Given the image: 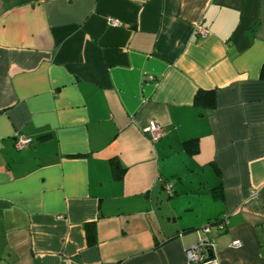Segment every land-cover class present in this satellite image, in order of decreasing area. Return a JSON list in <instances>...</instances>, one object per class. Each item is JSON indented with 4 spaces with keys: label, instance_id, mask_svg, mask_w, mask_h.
<instances>
[{
    "label": "crops",
    "instance_id": "1",
    "mask_svg": "<svg viewBox=\"0 0 264 264\" xmlns=\"http://www.w3.org/2000/svg\"><path fill=\"white\" fill-rule=\"evenodd\" d=\"M262 66L264 0H0V264H264Z\"/></svg>",
    "mask_w": 264,
    "mask_h": 264
},
{
    "label": "built area",
    "instance_id": "2",
    "mask_svg": "<svg viewBox=\"0 0 264 264\" xmlns=\"http://www.w3.org/2000/svg\"><path fill=\"white\" fill-rule=\"evenodd\" d=\"M111 24L117 25L116 22L111 21ZM144 135L148 137L151 143H156L164 137V130L158 124L150 122L145 129H143ZM32 143L30 138L18 137L15 140L14 147L20 150L29 146ZM173 188V183L168 182L166 184V191L169 193ZM227 224L226 216H222L220 219L214 221L211 224H207L202 228V232L208 237L211 232V227L215 226L218 230H223ZM232 246L235 248L240 247L239 241H233ZM214 244L212 240L208 238L201 239L195 243L190 244L184 251L185 264H217V261L213 257L212 250Z\"/></svg>",
    "mask_w": 264,
    "mask_h": 264
},
{
    "label": "trees",
    "instance_id": "3",
    "mask_svg": "<svg viewBox=\"0 0 264 264\" xmlns=\"http://www.w3.org/2000/svg\"><path fill=\"white\" fill-rule=\"evenodd\" d=\"M260 78L264 80V66L260 70ZM194 103L205 109H213L216 105V95L214 91H198L194 97Z\"/></svg>",
    "mask_w": 264,
    "mask_h": 264
}]
</instances>
